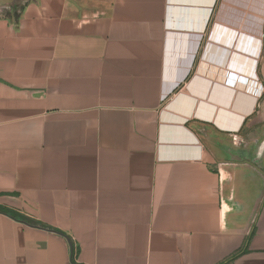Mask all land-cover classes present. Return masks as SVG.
<instances>
[{
	"label": "crops",
	"instance_id": "crops-1",
	"mask_svg": "<svg viewBox=\"0 0 264 264\" xmlns=\"http://www.w3.org/2000/svg\"><path fill=\"white\" fill-rule=\"evenodd\" d=\"M9 1L0 264H264V0Z\"/></svg>",
	"mask_w": 264,
	"mask_h": 264
},
{
	"label": "trees",
	"instance_id": "trees-1",
	"mask_svg": "<svg viewBox=\"0 0 264 264\" xmlns=\"http://www.w3.org/2000/svg\"><path fill=\"white\" fill-rule=\"evenodd\" d=\"M0 212H2V213H5V214H7V215H10V216H12L13 218H18V219H22V220H24V221H26V219H23L21 216H19V215H17L16 213H14V212H12L11 210H9V209H6V208H3V207H0ZM75 251H74V249H73V246H71V258H73V256H74V253Z\"/></svg>",
	"mask_w": 264,
	"mask_h": 264
},
{
	"label": "water",
	"instance_id": "water-1",
	"mask_svg": "<svg viewBox=\"0 0 264 264\" xmlns=\"http://www.w3.org/2000/svg\"><path fill=\"white\" fill-rule=\"evenodd\" d=\"M7 2H10L9 0H0V6H3L4 4H6Z\"/></svg>",
	"mask_w": 264,
	"mask_h": 264
}]
</instances>
